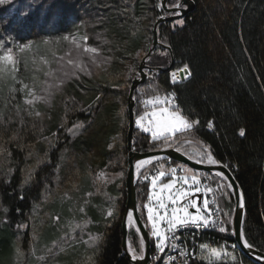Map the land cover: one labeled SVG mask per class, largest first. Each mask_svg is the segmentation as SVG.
I'll return each instance as SVG.
<instances>
[{
	"label": "trees",
	"instance_id": "trees-1",
	"mask_svg": "<svg viewBox=\"0 0 264 264\" xmlns=\"http://www.w3.org/2000/svg\"><path fill=\"white\" fill-rule=\"evenodd\" d=\"M180 1L167 0V5L174 8ZM193 1L195 9L184 18L158 25L161 45L147 59L148 78L136 88L134 98L138 119L151 108L144 101L153 89L161 95L175 92L183 114L199 124L179 137V143L153 139L135 125L133 147L139 152L176 147L195 158L187 150L192 143L186 140H191L203 151L210 150L219 163L233 171L244 197V236L252 247L264 252V0ZM171 15L162 7V0H0V44L5 50L11 48L15 54L28 43L42 49L46 39H61L74 32L82 33L87 44L99 50L95 62L92 59L87 69L56 89L52 103L40 108L39 117L24 111L22 93L14 80L0 81V100L5 101L0 113L12 121L6 127L0 123V221L8 230L26 225L21 232L23 248L30 241V212L58 173L63 179L60 196L67 193L64 184L73 163L84 192L92 190L89 181L99 172L128 167L130 87L152 47L156 21ZM179 20L184 23H177ZM171 51L173 70L151 69L169 67ZM28 59L20 60L26 63ZM185 65L191 71L190 78L172 84L171 72ZM9 111L19 115H9ZM116 121L121 131L114 135L111 127ZM77 125L81 132L71 136V128ZM97 125L103 130L89 142L88 134ZM157 162L140 174L155 169ZM150 182L137 183L139 213L147 226ZM228 195L233 204L231 190ZM117 208L111 218L92 212V229L101 235V241L89 264H134L123 251L125 197L119 199ZM151 240L150 264H161L165 253H158L155 238L151 236ZM128 241L139 252L141 239L136 230L129 229ZM156 255L161 259L153 261ZM236 260L259 264L240 250Z\"/></svg>",
	"mask_w": 264,
	"mask_h": 264
},
{
	"label": "rangeland",
	"instance_id": "rangeland-1",
	"mask_svg": "<svg viewBox=\"0 0 264 264\" xmlns=\"http://www.w3.org/2000/svg\"><path fill=\"white\" fill-rule=\"evenodd\" d=\"M65 37H67V39H65ZM85 38L86 37L82 33L74 32L73 34L65 35L61 39H46L42 43V49H38L37 46L28 43L26 45H29V47L25 49L24 52H20L19 47L17 52L13 54L17 61V71L12 73L11 68H7L6 66L7 73L0 76V81L4 80L5 82H8L9 80H13L12 75H14V81L17 85L16 88L22 93L21 99L23 102L24 96L28 94L29 90H32L35 96L44 98L42 100H37L33 107L25 105L24 111L27 114L31 111L33 113L32 115H35L36 111L40 112L41 107L50 105L53 101L54 93L60 85L71 80L80 72L87 69L89 62L92 60V54L84 51V48L89 46L87 44V39ZM77 45H80V47H77ZM5 51L7 50L0 48V55ZM97 55L95 59H97ZM23 57L29 58L26 63L21 61ZM69 60H72L73 63L69 64ZM20 66L24 67L25 70H22ZM81 68L84 70H81ZM49 73H52V75H49ZM22 84H27L28 88L21 91ZM29 98L33 97L30 96ZM4 103V100H0V108H2ZM161 106L170 107L168 105H157V107ZM152 110L153 108L151 106L147 111L151 112ZM17 112L18 111H9V115L17 114ZM144 124L145 126H148L147 118L145 119ZM120 126L119 121H116L115 124L112 125L111 130L114 135L121 131L119 129L121 128ZM136 126H138L137 123ZM102 130V125L95 126L94 131L88 134L89 138L95 134L96 136L94 140L97 139ZM79 132H81V127L79 125L70 130V133L73 136L77 135ZM146 133L151 134V132ZM92 139L93 137L89 139V142ZM187 150L196 158V160L203 161L206 158V151H203L202 146L195 143H192L191 147L189 146ZM158 160H161V158L150 160L143 168H141V172L151 163L157 162ZM63 161L64 158H62L61 164H63ZM203 162L205 163L207 160ZM163 163L157 162L156 164L159 166ZM73 164L71 176L64 184V190L67 193L58 196V193L62 190L60 186L62 185L63 180L58 173L52 186L47 189L43 199L39 203H36L33 210L30 212V241L27 248H23L21 242V232L26 229V225H22L16 230H8L4 222L0 221V264H13V262L14 264H89L92 262L94 249L101 241V235L92 229V225L95 223L92 217V212L97 213L98 216L104 218H111L116 215L119 199L123 200L124 197L125 200L127 199L125 181L128 167L119 172L103 171L108 178L107 183H104L97 178L99 172L93 180L89 181V189L91 187L92 190L84 192V183L79 179V176L77 175L78 172H74ZM182 166L181 171L178 170L180 167L176 168L177 171L175 177L172 176L170 170L160 169L165 172V176L170 175V177L165 181H162L165 176L158 180L156 189L152 188L150 182V198L146 203V209L147 206L151 204L158 212L163 214L164 210L159 208V201L151 199L153 191L161 195V198L167 205L169 213L174 207L182 209L185 205L190 204L192 200L187 202L186 198L180 200L177 204H172L171 201L167 199V196L169 195L168 190H164L162 193L160 192V185L168 183L170 178L177 179L175 187L171 190V194L175 196L178 189H184V187L191 184V181H189V184H184L179 177L185 175L190 177L191 175L196 174L200 178V187L203 190L204 186L202 184L201 176L204 174L212 177L213 175L206 172H193V170L187 165L182 164ZM121 173L122 175H120ZM217 177V179H214L213 177L212 179L215 183L218 181L220 182L221 180L224 184L223 188L225 195L222 199V201H224V215L230 225L229 228L233 230L232 224L235 202L232 204V198L228 195V191L231 190L230 187L227 186L228 182L222 177ZM197 207L200 208L201 214L206 216L210 215V203L208 209H204L203 206L198 204V202ZM81 209H83V211H81ZM109 210L113 212L111 217L106 215ZM188 211L192 214H196L197 208L189 206ZM148 227L149 229L151 228V223L149 221ZM129 229L136 230L134 220L131 226L129 225ZM91 237H98V239L95 243H92ZM60 248H62L63 251H59ZM49 249H52L51 253L49 252ZM221 250L219 258L215 257L205 261L209 263H217L220 261L224 263L239 262L236 260L238 258L239 250H225L223 248ZM233 257H235V260Z\"/></svg>",
	"mask_w": 264,
	"mask_h": 264
},
{
	"label": "snow or ice",
	"instance_id": "snow-or-ice-1",
	"mask_svg": "<svg viewBox=\"0 0 264 264\" xmlns=\"http://www.w3.org/2000/svg\"><path fill=\"white\" fill-rule=\"evenodd\" d=\"M174 7L179 8L181 7L180 4H175ZM177 23L183 24V20H179ZM67 39V37H65ZM86 39V38H85ZM47 43V42H45ZM4 45L0 44V48H3ZM29 45H21L19 48L20 52H24L25 49H27ZM77 47H80V45H77ZM84 51L86 53L92 54V59L95 62L96 55L98 54L99 50L95 47L87 46L84 48ZM69 64H72L73 61L69 60ZM17 61L15 57L13 56L12 49L8 48L7 51H5L2 55H0V76H3L7 73V68H11L12 73L17 71L16 68ZM7 66V68H6ZM80 66V65H78ZM81 70H83L81 68ZM134 71V69H133ZM183 72L185 73L184 78L186 79L188 76L191 75V71L189 70L188 66L185 65ZM11 74V73H8ZM49 75H52V73H49ZM12 79L15 80V76L12 75ZM177 79L176 73L172 74V80L175 83ZM62 83V81H61ZM27 84H22L21 91L24 89H27ZM12 92H15L16 89H11ZM153 94L148 97L146 101H144L147 105L152 106L153 110L151 112L145 111L143 115L139 116L136 123L137 125L143 129L146 132H151L152 137L154 139H159L161 137L164 138V140L167 142L168 140L172 139L175 140V142L179 143V137L184 136L186 133H190L193 128H195L196 125L199 124L198 120L191 119L188 115L183 114L182 110L180 109V106L175 103V93H167L164 95L159 94V92L156 89H153ZM33 98H29V97ZM43 97H38L34 95V92L32 90H29L28 94L24 96V104L33 107L37 100H42ZM171 105V107L161 106L157 107V105ZM33 113L31 111L28 112V115L31 116ZM17 115H19V112H17ZM35 115L39 117L41 113L39 111L35 112ZM148 119V126H145L144 121L145 119ZM10 118H5L2 113H0V123L4 124L5 127L7 124L11 123ZM21 124H23V117L21 116L20 121ZM211 123H209V127H211ZM78 130V129H76ZM74 130V131H76ZM241 135H244L243 130H241ZM187 143H193L191 140H186ZM177 151L180 149L177 148ZM207 163L209 164H218L219 161H217L211 154L210 150H206L205 152ZM191 158V157H190ZM203 162L202 160H197V163ZM146 163V162H141ZM140 164L137 165V169H139ZM163 165H161V168ZM224 167H227V165H224ZM172 176L175 177L176 168L170 169ZM122 175V173L120 174ZM216 175L222 177L225 181L228 180V178L224 175V173L219 172L216 173ZM165 176V172L162 170H158L157 174L152 176L151 178V185L153 189H156L157 187V181L160 180L162 177ZM98 179H100L102 182L107 183L108 178L106 174L101 171L98 174ZM148 177L145 176V179ZM180 180L183 181L184 184H189V181H191V184H189V187L191 188L192 185H195L194 192H190L187 189H178L175 193V196L171 194V190L175 187L177 183V179L170 178L168 183H164L160 185V192H164V190H168L169 195L167 196V199L171 201L172 204H177L180 200L188 197L189 195H193L194 193H200L203 191V208L208 209L209 207V200L207 198L209 193L213 192V189L209 186H205L203 190L200 187V178L193 174L190 177L185 175L183 177H179ZM228 187H232L231 183H228ZM219 187V185H218ZM241 199H242V193ZM151 199H155L159 201V208L163 209V214L158 212L156 208H154L151 204L147 206V220L151 223L150 233L151 236L155 238L154 246L158 253H164L166 248H170L173 250H176L178 255L177 256H168V262L169 264H175L177 259L179 257H183V264H187V260L190 257V252L183 247L182 245H178L176 243L178 236L177 233L180 229L188 228V227H196V228H204V227H213L216 225V221L210 220V218L206 215L201 214L200 208L197 207V201L192 200L189 205H185L182 209L181 208H172L171 212H168L167 205L164 203L163 199L161 198V195L159 193H156L153 191ZM196 207L197 212L196 214H192L188 211V207ZM243 205L241 204V207ZM83 211V209H81ZM182 213V214H181ZM107 216L111 217L113 215V212L111 210L107 211ZM128 223L131 226L133 223L132 216L129 215L128 217ZM223 222L221 221V225ZM166 225V226H162ZM19 227V226H18ZM147 227V225H145ZM220 231L224 232L226 229L221 226ZM136 232H140V227H136ZM146 235V234H145ZM98 237H91L92 243H95ZM141 243L139 245V252H137L134 248H132L131 245H129V251L132 253V259L134 260H144L145 259V252H144V237L141 236ZM244 244L246 247L251 248L252 245L247 242V240L244 241ZM201 250L208 249L209 246L205 244L200 245ZM19 251V250H17ZM59 251H63L62 248L59 249ZM221 249L217 248H211L210 254L216 258H219L221 255ZM49 252H52V249H49ZM153 261H156L158 259H161L159 255L153 256ZM235 260V257H233Z\"/></svg>",
	"mask_w": 264,
	"mask_h": 264
},
{
	"label": "water",
	"instance_id": "water-1",
	"mask_svg": "<svg viewBox=\"0 0 264 264\" xmlns=\"http://www.w3.org/2000/svg\"><path fill=\"white\" fill-rule=\"evenodd\" d=\"M178 4L181 5L179 8H169L167 5V0H162V7L167 11L168 13H171V16H162L160 17L154 26L153 29V42L152 47L148 51V53L143 57L140 66H139V72L138 75L134 78L132 85L130 87V92L128 96V134H127V148H128V170L126 175V181H125V187H126V210L123 217V251L128 256V258L134 263V264H150L151 262V253H152V240H151V233L148 229V226L144 220L142 219L139 208H138V199H137V183H138V177L140 170H137V167L135 165V161L145 158H161V159H171L175 160L181 164L187 165L190 169L193 170V172H206L209 174L216 175V173L222 172L224 175L228 178L227 182L231 183L232 187L230 189L232 190V194L234 196L235 201V208H234V215H233V232H234V240L237 243L239 250L248 258L255 261L259 264H264V252L261 250H258L254 247H246L244 244V241L246 240L244 233H243V223L244 217H245V203H244V197L242 190L239 186V183L233 173V171L227 166L224 167L225 164L218 163V164H209L207 162H201L197 163V160L190 158L188 155L183 153L182 151H177L176 147H165V148H159L154 150H148L144 152L136 151L133 147V141H134V132H135V125H136V117H135V98H134V92L136 88L146 82L148 78V73L146 72V69H148L147 66V59L150 57L152 52L161 45L159 42L158 37V25L163 22H172L177 19L184 18L188 13L192 12L195 9V3L193 0H181ZM167 49L170 50L169 47ZM172 61L169 67L163 68V67H154L151 68L152 70H159L164 72H170L173 70L175 59L173 56V53L171 51ZM99 107H97L98 109ZM72 136V135H71ZM218 176V175H217ZM220 177V176H219ZM195 186H192L191 188L189 186L184 187V189H187L189 191L193 190ZM242 193V199L241 194ZM198 198V204L201 206V199L202 194L198 195H192L190 197L186 198V201L189 199H195ZM185 201V202H186ZM241 204L243 205L241 207ZM132 212V219L134 220L135 226L140 227V236L144 237L143 243H144V252H145V259L144 260H134L132 259V253L128 250L129 249V243H128V234H129V225L127 221V215L128 212ZM146 234V235H145Z\"/></svg>",
	"mask_w": 264,
	"mask_h": 264
},
{
	"label": "built area",
	"instance_id": "built-area-1",
	"mask_svg": "<svg viewBox=\"0 0 264 264\" xmlns=\"http://www.w3.org/2000/svg\"><path fill=\"white\" fill-rule=\"evenodd\" d=\"M184 67L175 69V73L177 76L176 84L182 83L190 78L188 76L186 79L184 78L185 74L183 72ZM178 96V95H177ZM177 104L178 103V97L176 98ZM211 127L209 129L212 130L213 124L211 123ZM163 167L161 168V165L157 166L155 169L150 170L144 174L139 173V180L141 182H148L151 180L152 176L156 175L158 170L160 169H171V163L170 159H168L166 162H164ZM180 171L182 170V164H179ZM145 176L148 178L145 179ZM202 184L203 186H209L213 189L212 193L208 194V199L210 203L211 213L208 216L210 220L216 221V225L213 227H204V228H196V227H188L182 229V243L183 247H185L190 252V257L187 260V264H194V263H205L204 257H203V251L200 248L201 244L210 245V246H216L220 247L221 249L225 250H239V247L234 238V232L229 228V223L226 220V217L224 215V209L222 207V199L225 195L223 183L218 181L214 182L211 176L208 175H202ZM219 185V187H218ZM221 221L223 224L221 225ZM223 226L226 231L221 232L220 227ZM238 248V249H237ZM227 252V251H226ZM165 264H169L168 262V256H174V250L170 248L165 249ZM184 260V258H183ZM225 264H245L243 262H236V263H225Z\"/></svg>",
	"mask_w": 264,
	"mask_h": 264
},
{
	"label": "bare ground",
	"instance_id": "bare-ground-1",
	"mask_svg": "<svg viewBox=\"0 0 264 264\" xmlns=\"http://www.w3.org/2000/svg\"><path fill=\"white\" fill-rule=\"evenodd\" d=\"M173 73H175V70L171 72V74H170V80H171V83H172V84H176V82L174 83L173 80H172V74H173ZM171 93H172V92H171ZM174 93H175V92H174ZM177 97H178V96H177V94L175 93V103H176V104H177V100H176ZM168 106L171 107V105H168ZM153 159H155V158H145V159H140V160L135 161V165H136V167H137V165L140 164L139 169H141V168L144 167V165H145L146 163H148L150 160H153ZM141 162H146V163H142V164H141ZM170 163H171V162H170ZM173 167H175V166H173V164L171 163V168H173ZM139 169H137V170H139ZM129 215L132 216V212H131V211L128 212V215H127V221H128V217H129ZM177 236H178V239H177L176 243H177L178 245H182V246H183V243H182V237H183V236H182V229H180V230L178 231ZM177 255H178L177 251L174 250V256H177ZM161 264H165V258H164V260H163V262H162ZM175 264H183V257H179V258L177 259V261L175 262Z\"/></svg>",
	"mask_w": 264,
	"mask_h": 264
},
{
	"label": "crops",
	"instance_id": "crops-1",
	"mask_svg": "<svg viewBox=\"0 0 264 264\" xmlns=\"http://www.w3.org/2000/svg\"><path fill=\"white\" fill-rule=\"evenodd\" d=\"M195 159V158H194ZM196 160V159H195ZM177 167H179V165L178 166H175V167H173V168H177ZM178 170L180 171V168H178ZM209 246V248L208 249H204L203 250V257H204V259L205 260H210V259H213V258H215L214 256H212L211 254H210V249L211 248H217L216 246H210V245H208ZM217 249H220V248H217ZM207 260V261H208Z\"/></svg>",
	"mask_w": 264,
	"mask_h": 264
},
{
	"label": "flooded vegetation",
	"instance_id": "flooded-vegetation-1",
	"mask_svg": "<svg viewBox=\"0 0 264 264\" xmlns=\"http://www.w3.org/2000/svg\"><path fill=\"white\" fill-rule=\"evenodd\" d=\"M194 189H195V187H194ZM194 189L193 190H191V192H194ZM198 194H202V199H201V206H203V199H204V196H203V191L202 192H200V193H194L193 195L195 196V195H198ZM190 196H192V195H189L188 197H190ZM187 198V197H186ZM190 201L191 200H196L197 202L199 201V199L198 198H196L195 197V199H189ZM188 200V201H189ZM187 201V202H188ZM223 204H224V201H222V207H223V209H224V206H223Z\"/></svg>",
	"mask_w": 264,
	"mask_h": 264
}]
</instances>
